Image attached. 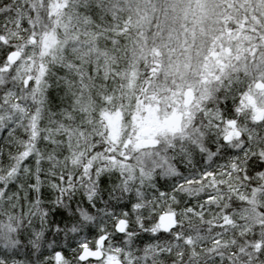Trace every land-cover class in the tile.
I'll return each instance as SVG.
<instances>
[{
  "label": "snow or ice",
  "instance_id": "obj_1",
  "mask_svg": "<svg viewBox=\"0 0 264 264\" xmlns=\"http://www.w3.org/2000/svg\"><path fill=\"white\" fill-rule=\"evenodd\" d=\"M0 264H264V0H0Z\"/></svg>",
  "mask_w": 264,
  "mask_h": 264
}]
</instances>
